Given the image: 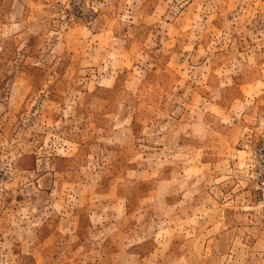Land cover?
<instances>
[{
  "label": "rangeland",
  "instance_id": "1",
  "mask_svg": "<svg viewBox=\"0 0 264 264\" xmlns=\"http://www.w3.org/2000/svg\"><path fill=\"white\" fill-rule=\"evenodd\" d=\"M0 264H264V0H0Z\"/></svg>",
  "mask_w": 264,
  "mask_h": 264
}]
</instances>
